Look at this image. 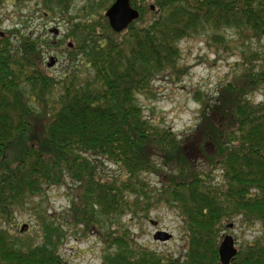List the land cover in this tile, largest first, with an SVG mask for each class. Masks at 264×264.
Segmentation results:
<instances>
[{"label":"trees","instance_id":"1","mask_svg":"<svg viewBox=\"0 0 264 264\" xmlns=\"http://www.w3.org/2000/svg\"><path fill=\"white\" fill-rule=\"evenodd\" d=\"M72 2L37 0L43 16H66L68 24ZM130 3L140 14L121 32L101 14L92 22L93 0L80 9L91 18L71 24L76 42L65 49L68 65L58 76L44 67L39 38L20 35L14 45V28L0 36V264H72L60 253L68 228L95 234L103 264H220L221 228L233 219L264 225L260 51H242L214 98L195 94L198 122L186 135L145 116L137 100L158 77L186 73L182 39L207 34L226 49L227 30L241 46L264 39V0ZM76 61L83 69L74 68ZM258 91L262 99L255 102ZM105 163L113 174L103 173ZM146 174L158 176L159 186ZM67 180L74 195L66 213L36 206L34 242L27 230H15L19 211ZM160 204L181 221L184 247L177 256L138 243L119 222L127 212L147 218ZM230 264H264V243L238 251Z\"/></svg>","mask_w":264,"mask_h":264},{"label":"rangeland","instance_id":"2","mask_svg":"<svg viewBox=\"0 0 264 264\" xmlns=\"http://www.w3.org/2000/svg\"><path fill=\"white\" fill-rule=\"evenodd\" d=\"M88 1L73 0L70 13L73 22L70 21L68 24L66 16L63 18L56 15L43 16L39 11L37 0H3L0 4V30L5 32L14 28L19 31V34H11V41L14 45L18 44L20 35L32 39L39 38L42 50L41 61L46 69L58 76L68 65L65 49L67 46L73 47L76 42L69 35L78 32L73 30L74 27L71 24L77 20L88 21L91 18L85 11H80ZM113 1L93 0L92 22L97 21L100 14L105 17L104 12ZM151 12H154V9H151ZM148 15L149 13L146 12L145 17ZM225 37L229 41V49L210 40L207 34L180 40L179 64L186 67V73L178 79H171L169 76L158 77L152 83L150 93L137 95L145 116L158 120L160 124L170 127L179 135H186L195 128L198 122L200 103L195 99L196 93L214 98L220 85L238 67L237 63L241 60L243 50L250 48L260 51V56L264 58V39L246 40L245 45L241 46V38H237L232 30L225 31ZM50 43H52L51 47ZM50 57L54 58V63L48 67ZM78 62L76 61L74 68L81 66L83 69L85 64L79 65ZM85 70L87 71L86 67ZM253 99L255 102L262 99L260 91L254 93ZM101 169L103 173L113 174L115 167L105 163ZM144 177L151 186H159L158 176L146 174ZM67 181V185L46 189L44 194L34 198L39 205L28 206L19 211L16 217L18 225L15 230L20 231L23 227V230H27V234L31 235L29 239L31 238L34 242L40 235L38 219L34 217L37 211L36 206L42 213L44 211L46 213L55 212L58 216L66 213L74 195L73 187H68L71 184L69 180ZM119 222L127 228L135 241L150 249L169 252L174 256L179 255L183 250L181 221L172 207L156 205L151 209L147 218L127 212L120 217ZM229 224L220 229L219 242L223 236L231 235L237 252H243L250 244L264 243L262 222L245 226L239 219H233ZM64 226L67 227V224L65 223ZM157 231L166 232L171 236L166 240L154 239L153 235ZM98 241L94 233L84 234L79 228L75 230L68 228L60 253L72 264H103L102 245Z\"/></svg>","mask_w":264,"mask_h":264},{"label":"water","instance_id":"3","mask_svg":"<svg viewBox=\"0 0 264 264\" xmlns=\"http://www.w3.org/2000/svg\"><path fill=\"white\" fill-rule=\"evenodd\" d=\"M151 9H154V6L151 5ZM104 15L112 31L121 32L126 29L131 22L139 17V11L131 5L130 0H114L106 8ZM3 35L4 32L0 30V36ZM53 63L54 58L50 57L48 66H51ZM170 236L171 235L166 232L157 231L153 235V238L166 240L169 239ZM236 253L237 249L235 247L233 237L228 234L223 236L221 242L218 245V256L220 263L230 264Z\"/></svg>","mask_w":264,"mask_h":264},{"label":"flooded vegetation","instance_id":"4","mask_svg":"<svg viewBox=\"0 0 264 264\" xmlns=\"http://www.w3.org/2000/svg\"><path fill=\"white\" fill-rule=\"evenodd\" d=\"M56 32V31H55Z\"/></svg>","mask_w":264,"mask_h":264}]
</instances>
